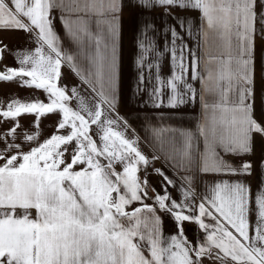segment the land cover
Segmentation results:
<instances>
[{
    "label": "snow or ice",
    "instance_id": "6c2138e0",
    "mask_svg": "<svg viewBox=\"0 0 264 264\" xmlns=\"http://www.w3.org/2000/svg\"><path fill=\"white\" fill-rule=\"evenodd\" d=\"M130 6L177 22L138 27L134 94L155 109L200 105L195 132L152 129L151 157L119 112ZM13 31L34 47L0 39V62L8 54L17 65L0 69V82L33 92L0 101V264H264V185L254 194L223 178L251 176L245 157L264 147V0H0V32ZM65 68L78 84L63 83ZM160 159L176 176L154 167ZM150 167L161 191L143 175ZM204 176L214 179L201 192ZM185 224L203 237L189 240Z\"/></svg>",
    "mask_w": 264,
    "mask_h": 264
},
{
    "label": "crops",
    "instance_id": "0c3cea01",
    "mask_svg": "<svg viewBox=\"0 0 264 264\" xmlns=\"http://www.w3.org/2000/svg\"><path fill=\"white\" fill-rule=\"evenodd\" d=\"M126 3L131 4V0H126ZM163 9H157L152 12H142L137 7H127L123 14V63H122V83H121V96L119 104L120 115L125 117L128 121V134L130 136L139 137V143L149 157L154 154L153 143H155L152 129L158 127H170L174 129L190 130L195 132L197 124L200 118V105L197 102L195 105L188 104L181 108L170 109H155L145 102L148 101L149 97L144 94L137 96L134 94L135 84L137 82V72L133 64V58L136 53L135 48V37L137 29L144 23L151 22L156 25L157 29H162L167 19L169 27L177 23L171 16L165 18L163 16ZM173 14L175 16L191 17L194 23L199 22V13L192 11H180L174 9ZM58 34L64 36L63 30L59 23L56 25ZM179 30V28H178ZM0 39L5 44H8L11 49H29L34 45L29 40L26 33L23 31L13 32H0ZM162 39V37H161ZM257 87H256V114L259 118L261 115L262 107H264V91H262L261 83V57L262 52L260 50V42L257 41ZM5 65L17 66L13 56L5 54L3 62H0V69H3ZM163 74L169 72L167 60L165 59L162 63ZM65 75L63 83L69 88L78 84V78L74 73H71L69 69H64ZM198 86V85H197ZM33 90L28 88H21L15 82H0V101L5 103L12 97H19L21 99L30 98ZM43 99V96H41ZM22 123L27 124V120H22ZM45 127L51 130V121H45ZM203 142L200 140L199 147L202 148ZM229 160L239 164L240 161L234 157H228ZM245 159H252L254 163V171L251 176L241 177H223L224 179L241 180L248 184L253 193L257 191L259 187L264 185V170L258 167L260 159H264V147L258 142L255 155L252 157H245ZM154 167L162 168L169 176H176L173 170L165 163L163 159L154 162ZM150 178V184L157 190L161 191V178L157 176L150 167L146 173ZM213 177L204 176L198 178L197 187L203 192L206 185L213 182ZM172 195L178 197V193L172 190ZM253 222L255 216L252 217ZM163 228L165 235H169L175 232V225L172 219L168 216L163 217ZM185 232L189 240H197L203 237V233L199 231L195 224H185Z\"/></svg>",
    "mask_w": 264,
    "mask_h": 264
},
{
    "label": "rangeland",
    "instance_id": "374dc122",
    "mask_svg": "<svg viewBox=\"0 0 264 264\" xmlns=\"http://www.w3.org/2000/svg\"><path fill=\"white\" fill-rule=\"evenodd\" d=\"M143 175H147L146 173H144ZM148 176V175H147ZM148 180H149V182H150V178H148ZM157 191H159V190H157ZM150 202V201H149Z\"/></svg>",
    "mask_w": 264,
    "mask_h": 264
},
{
    "label": "built area",
    "instance_id": "2783aa9c",
    "mask_svg": "<svg viewBox=\"0 0 264 264\" xmlns=\"http://www.w3.org/2000/svg\"><path fill=\"white\" fill-rule=\"evenodd\" d=\"M147 178H148V176H147ZM149 203H151V201Z\"/></svg>",
    "mask_w": 264,
    "mask_h": 264
}]
</instances>
